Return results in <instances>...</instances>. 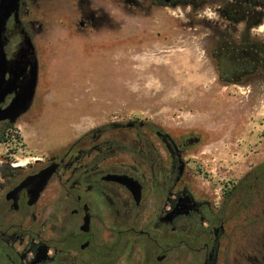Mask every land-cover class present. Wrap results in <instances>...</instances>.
Returning <instances> with one entry per match:
<instances>
[{"label":"rangeland","instance_id":"obj_1","mask_svg":"<svg viewBox=\"0 0 264 264\" xmlns=\"http://www.w3.org/2000/svg\"><path fill=\"white\" fill-rule=\"evenodd\" d=\"M20 17L36 48L38 84L31 108L2 128L0 163L33 165L87 132L123 137L138 121L187 139L202 191L220 193L223 182L264 164V79L214 74L213 6L198 13L151 0H21ZM20 29L9 21V56ZM251 35L264 39V23ZM252 201L243 212L263 216H250L249 228L264 230V200Z\"/></svg>","mask_w":264,"mask_h":264},{"label":"flooded vegetation","instance_id":"obj_2","mask_svg":"<svg viewBox=\"0 0 264 264\" xmlns=\"http://www.w3.org/2000/svg\"><path fill=\"white\" fill-rule=\"evenodd\" d=\"M208 5L218 16L208 48L214 74L235 83L264 79V68L249 72L247 61L248 36L264 23V0H205L195 11ZM225 35L241 42L233 69L222 65ZM256 40L263 52L264 39ZM11 124L0 122V145ZM129 125L134 131L123 137L87 132L33 165L1 161L0 264H264V230L248 224L263 214L243 212L264 200V164L208 193L186 160L187 139L144 122Z\"/></svg>","mask_w":264,"mask_h":264},{"label":"water","instance_id":"obj_3","mask_svg":"<svg viewBox=\"0 0 264 264\" xmlns=\"http://www.w3.org/2000/svg\"><path fill=\"white\" fill-rule=\"evenodd\" d=\"M167 3L170 0H166ZM21 0H0V122L8 120L14 124L32 106L38 84L39 63L36 48L31 36L22 28L20 17ZM13 18L15 26L21 28L23 36L19 49L9 57L6 46L9 20ZM13 97L2 107L7 97ZM55 167L45 170L42 179L54 172ZM42 181V183H43Z\"/></svg>","mask_w":264,"mask_h":264},{"label":"trees","instance_id":"obj_4","mask_svg":"<svg viewBox=\"0 0 264 264\" xmlns=\"http://www.w3.org/2000/svg\"><path fill=\"white\" fill-rule=\"evenodd\" d=\"M204 3L205 0H170L169 3L166 2V0H151V2L153 4H171L174 6H192L193 9L195 10L198 3ZM255 1V0H254ZM251 3V0H250ZM256 18H254V16H252V14H249V20H248V24L249 26H253L255 25V21ZM248 57H247V61H248V69L249 72H251L253 69L256 68H264V44L263 46V52H259L257 49L258 46V42L256 40V38L252 37L251 34H249L248 36ZM223 43L226 45V49L228 50L226 52V56L224 58V61L222 62V65L224 66V68L227 69H233L236 65L232 62L235 56V50H236V46H238V49L241 46V42H236L233 37L229 36V35H225L224 39H223ZM240 49L237 51L239 52ZM239 62H240V58H238ZM240 64V63H239ZM263 64V65H262ZM241 65V64H240ZM249 77H254V76H248ZM231 79V77H225V79ZM229 81V80H228ZM151 127L156 128L154 125H150Z\"/></svg>","mask_w":264,"mask_h":264}]
</instances>
